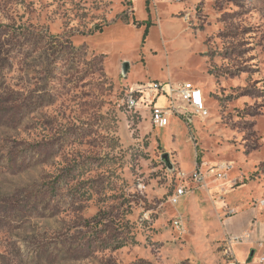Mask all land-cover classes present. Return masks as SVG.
Listing matches in <instances>:
<instances>
[{
    "label": "rangeland",
    "instance_id": "1",
    "mask_svg": "<svg viewBox=\"0 0 264 264\" xmlns=\"http://www.w3.org/2000/svg\"><path fill=\"white\" fill-rule=\"evenodd\" d=\"M184 2L0 0V244L12 264H123V249L153 245L178 183L163 160L173 125L146 133V115L124 105L130 81L151 92L246 72L261 81L244 93L264 101V0ZM248 105L234 111L243 125L262 106Z\"/></svg>",
    "mask_w": 264,
    "mask_h": 264
},
{
    "label": "crops",
    "instance_id": "2",
    "mask_svg": "<svg viewBox=\"0 0 264 264\" xmlns=\"http://www.w3.org/2000/svg\"><path fill=\"white\" fill-rule=\"evenodd\" d=\"M196 1L188 0V3ZM179 4V10H184L187 3ZM188 40L190 46L195 45L190 38ZM203 60L205 63L204 57ZM204 63L205 71L208 69ZM185 76V80L175 82L171 78L170 82L190 81L201 88L209 115L198 114L180 100V114L169 113V124L158 128L173 125L168 130L170 143L164 151L171 153L172 160L186 175L201 166L206 180L199 185L177 175L178 183L169 195L179 186L187 187V194L179 204L169 205L153 220V245L125 248L119 253L120 261L123 264H232L236 260L239 264H259L258 257L264 254L260 245L264 242V101L259 95L244 93L249 91L248 81L258 80L259 75L246 72L222 75L208 70L204 76ZM130 82V89L138 83ZM259 83L263 85L264 82ZM138 95L141 100L138 112L134 113L146 115L144 129L155 140L153 131L157 126L152 122L151 101L165 108L168 97L162 94L154 98L148 91ZM247 103L249 112L262 106L248 125H243L234 111ZM224 160L233 162L226 177L207 173L209 165ZM228 209H236V213L231 215ZM178 216H182L184 224L185 232L181 235L170 226V220ZM244 233H250V238L233 243L235 259L229 258L226 253L228 238ZM9 247L6 242L3 246L0 244V264H12L13 252Z\"/></svg>",
    "mask_w": 264,
    "mask_h": 264
},
{
    "label": "built area",
    "instance_id": "3",
    "mask_svg": "<svg viewBox=\"0 0 264 264\" xmlns=\"http://www.w3.org/2000/svg\"><path fill=\"white\" fill-rule=\"evenodd\" d=\"M172 2H184L185 0H170ZM186 17L191 16V13L185 11ZM149 89L152 92V95H154V98L157 95L166 94L168 97V100L170 102L169 108H161L157 107L153 104V99L151 101V117L152 122L155 125L165 127L169 124V118L168 114L170 112L174 114H180L179 112V106L178 101H183L188 106L192 107L198 114H202L203 116L209 115V110L206 107V100L203 93V90L199 87H197L192 82H184L182 84H174L173 82H166V83H160L156 82L154 83ZM143 87L140 88L138 91H135L133 89L126 90V95L124 98V105L128 108L130 113L138 112L136 109L138 108L139 101L141 100V97L138 94L144 93ZM153 105V106H152ZM186 116V114H185ZM173 168L170 170L175 171V175L181 179H191L196 184H203L206 180V174L201 170V166L197 167L196 171L192 173L191 175H186L181 169L178 168L177 164L174 160H172ZM233 166V163L231 161H219L215 164L209 165L207 173L210 175H214L218 178L226 177L227 171L231 169ZM188 192L187 187L185 186H179L177 187L170 195H169V202L173 205L179 204L182 197H184ZM229 214L236 213V209H228ZM174 225L176 229L180 232L184 231V224H183V218L182 216H178L174 222ZM250 238V233H244L242 235H236V236H230L228 238V244L226 245V253L229 255V258L235 259L232 245L233 243H239L246 239ZM260 245L264 248V242L261 241ZM232 264H239L238 261L233 260ZM259 264H264V254L261 255L259 258Z\"/></svg>",
    "mask_w": 264,
    "mask_h": 264
},
{
    "label": "water",
    "instance_id": "4",
    "mask_svg": "<svg viewBox=\"0 0 264 264\" xmlns=\"http://www.w3.org/2000/svg\"><path fill=\"white\" fill-rule=\"evenodd\" d=\"M125 69H124V73L123 74H127L128 70H129V63H125ZM163 160L165 161L166 165L169 167V169L173 168V163H172V157H171V153L165 152L163 154Z\"/></svg>",
    "mask_w": 264,
    "mask_h": 264
}]
</instances>
